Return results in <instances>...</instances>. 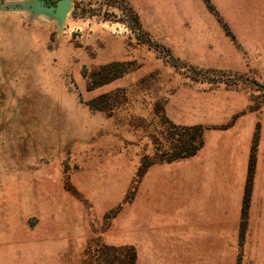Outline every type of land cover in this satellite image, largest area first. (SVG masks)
<instances>
[{
	"label": "rangeland",
	"instance_id": "1",
	"mask_svg": "<svg viewBox=\"0 0 264 264\" xmlns=\"http://www.w3.org/2000/svg\"><path fill=\"white\" fill-rule=\"evenodd\" d=\"M49 2L0 0V264H135L143 164L200 138L173 117L264 109V0Z\"/></svg>",
	"mask_w": 264,
	"mask_h": 264
},
{
	"label": "crops",
	"instance_id": "2",
	"mask_svg": "<svg viewBox=\"0 0 264 264\" xmlns=\"http://www.w3.org/2000/svg\"><path fill=\"white\" fill-rule=\"evenodd\" d=\"M173 120L182 125L205 123ZM204 137L195 155L153 164L145 173L141 218L127 223V243L137 249L135 264H264V109L243 114L226 128H208Z\"/></svg>",
	"mask_w": 264,
	"mask_h": 264
},
{
	"label": "trees",
	"instance_id": "3",
	"mask_svg": "<svg viewBox=\"0 0 264 264\" xmlns=\"http://www.w3.org/2000/svg\"><path fill=\"white\" fill-rule=\"evenodd\" d=\"M181 126L180 128L183 130H187V129H200L199 132V140H192L191 143H187L184 142V144L182 146H177L174 149V154L171 155L170 157L166 158L165 161L166 162H171L174 160H178V159H182V158H186V157H190L192 155H195L196 153H198V151L204 146L205 143V131L208 128H204L201 127V125H192V126ZM190 127V128H189ZM258 142V137H255L254 140V146H253V153L250 159V166H249V176H248V180H247V186H246V194H245V199H244V208H243V219L244 222L246 221V217H247V208L249 206L250 203V199H251V193H252V182H253V175H254V170H255V158H254V150L256 147V144ZM152 164H143V172L146 171ZM245 232H240V237L241 239L244 237Z\"/></svg>",
	"mask_w": 264,
	"mask_h": 264
},
{
	"label": "water",
	"instance_id": "4",
	"mask_svg": "<svg viewBox=\"0 0 264 264\" xmlns=\"http://www.w3.org/2000/svg\"><path fill=\"white\" fill-rule=\"evenodd\" d=\"M46 2V0H42ZM72 0H54V2H49V5L45 7L46 10L52 12L60 18V24L63 25L67 17L68 12L71 9Z\"/></svg>",
	"mask_w": 264,
	"mask_h": 264
}]
</instances>
